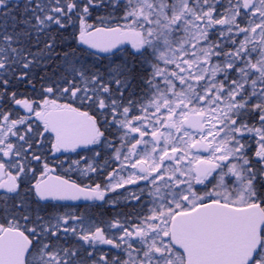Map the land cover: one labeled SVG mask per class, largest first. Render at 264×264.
<instances>
[{"label":"snow or ice","instance_id":"1","mask_svg":"<svg viewBox=\"0 0 264 264\" xmlns=\"http://www.w3.org/2000/svg\"><path fill=\"white\" fill-rule=\"evenodd\" d=\"M0 264H264V0H0Z\"/></svg>","mask_w":264,"mask_h":264},{"label":"flooded vegetation","instance_id":"2","mask_svg":"<svg viewBox=\"0 0 264 264\" xmlns=\"http://www.w3.org/2000/svg\"><path fill=\"white\" fill-rule=\"evenodd\" d=\"M82 154H86V153H82ZM73 158H76L75 154H73ZM72 176L73 178H76L78 176V173H72ZM99 203L100 202H85L81 200L75 203H69V205H72L73 207H78L80 212H84L88 215L103 218V219H107L108 217L115 215L117 211H121V210L125 212L128 211V209L124 207L123 202L121 203V206L118 209H113L110 206L96 207V205Z\"/></svg>","mask_w":264,"mask_h":264},{"label":"rangeland","instance_id":"3","mask_svg":"<svg viewBox=\"0 0 264 264\" xmlns=\"http://www.w3.org/2000/svg\"><path fill=\"white\" fill-rule=\"evenodd\" d=\"M10 3H11V4H20V5H22V4H23V0H10ZM14 14L19 15L18 12L14 13ZM91 214H92V213H91ZM106 250H107V249H106Z\"/></svg>","mask_w":264,"mask_h":264},{"label":"water","instance_id":"4","mask_svg":"<svg viewBox=\"0 0 264 264\" xmlns=\"http://www.w3.org/2000/svg\"><path fill=\"white\" fill-rule=\"evenodd\" d=\"M75 202H77V201H75ZM75 202H73V201H67V202H61V203H75Z\"/></svg>","mask_w":264,"mask_h":264}]
</instances>
